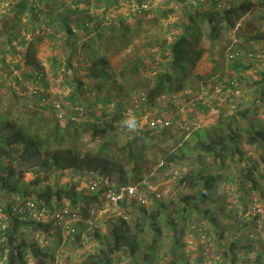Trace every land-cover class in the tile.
Listing matches in <instances>:
<instances>
[{"label":"trees","instance_id":"1","mask_svg":"<svg viewBox=\"0 0 264 264\" xmlns=\"http://www.w3.org/2000/svg\"><path fill=\"white\" fill-rule=\"evenodd\" d=\"M10 1L7 9L0 12V49L8 44L7 53L13 63L4 56L1 60L11 68L5 76H13L14 87L10 90L20 106H3L0 100V209L7 214L5 239L0 240V264H55L54 256L40 244V237L57 244H74L76 248L90 241L91 249L81 257L80 264H207L209 245L212 250L214 246L224 247L220 258L228 257L231 264H236L240 253L255 264H264V246L255 249L253 241L258 239L248 234L252 223L243 217L246 204L234 210V203L225 192L222 194L233 181L243 200L251 191H257L264 200V185L257 181L258 177L264 180V127L250 119L261 109L259 117L264 118V69L255 74V79L246 75L257 61L264 60V0H158L161 18L166 22L176 15L178 5L173 3L182 5L180 14L174 17L178 19L172 24L173 36L153 44L159 48L158 59L142 54L118 71L110 65L109 58L120 54L134 34L137 36L136 25L147 11V0H130L138 3L137 9H129L133 27L115 10L118 0ZM250 17L263 27L254 25ZM222 25L233 31L239 44L222 45ZM14 29L16 34L11 33ZM215 44L221 61L219 55H212L210 46ZM43 45L60 47L66 56H55L54 67L52 63L49 68L43 67L39 58ZM78 51L87 58H81L83 62L78 61L75 67ZM206 52L212 68L210 74L202 75L194 68ZM225 61L233 64L229 75ZM60 67L65 72H76L64 98L62 92L56 96L50 92L51 87L60 85L52 82ZM147 70L152 77L144 74ZM122 80L127 81L130 97L123 96L126 87ZM222 81L227 99L218 104L217 117L211 124L189 130L181 121L176 129L181 135L178 138L171 126H128V108L139 115L153 109L167 95L188 101L202 95L194 107L205 95L216 94ZM20 82L28 83L30 89L19 90ZM93 82L99 94L108 88L107 84L118 85L116 93L111 91L97 99L105 105L113 102L115 107L85 123L79 122L84 112L91 115L96 106L83 103L84 94L93 93L87 87ZM243 84L252 94L247 104L240 96ZM132 94L144 96V101L136 104ZM54 100H61L62 118L58 117ZM75 107H81L82 112L73 114ZM119 131L131 138L124 145L114 141ZM99 134L104 139L96 146L84 145L82 138L95 141ZM165 135L172 140L153 154L155 161L151 165L145 151L157 147ZM136 139L142 142L139 149L134 147ZM233 162L236 167L229 175ZM178 166L185 168L183 173L173 169ZM67 172L79 179L96 175L101 182L93 191L88 187L77 190L74 181L59 185L58 180ZM162 172H169L168 180L175 182L180 194L161 200V184H154V189L148 187V181L156 175L159 178ZM27 174L32 177L28 179ZM109 183L117 188L135 186L144 194L146 203L122 200L117 212L112 213L111 208L96 216L105 207L104 193ZM12 196L42 203L50 213L66 211L67 218L76 219L74 231L52 220L40 223L14 213L9 202ZM223 216L229 221L224 223ZM52 229H56V238ZM238 230L250 243L239 241ZM188 234L196 239L195 247L186 254L178 253ZM160 251L170 256L168 261L160 262ZM192 252L196 256L192 257ZM253 252L255 256L250 257ZM209 263L213 264L212 260Z\"/></svg>","mask_w":264,"mask_h":264},{"label":"rangeland","instance_id":"2","mask_svg":"<svg viewBox=\"0 0 264 264\" xmlns=\"http://www.w3.org/2000/svg\"><path fill=\"white\" fill-rule=\"evenodd\" d=\"M67 2L70 0H66ZM148 1V5H147V11L146 13L141 16V20L140 23L137 24V28H138V33L137 36L134 34V37L132 38V40L130 41L129 45L124 47L123 50L121 51L120 54H118L117 56H110V65H112L113 68H115L117 71L122 69L126 64H128L133 58L137 57V58H141L143 57L142 54H144V56L147 57H153L158 59V53H159V48L158 46H154L153 44H157L158 42H160L162 39H166V38H171L173 36V26L172 24L175 23V21L178 19L174 18L177 17L178 14H180L181 12V8L182 5L178 2L173 3L174 5H178L177 9L175 10V16L173 18H171V22H166L163 21V19L161 18V8H159V5L157 4L158 0H147ZM0 2H4L7 3L8 6L11 3L10 0H0ZM119 4H116L115 10L117 11V13H121L123 15V17L125 18V20L131 24V26H134V20L131 19L130 16V8L132 10H135L138 8V3L136 2H131L130 0H118ZM82 8V7H81ZM5 10V9H4ZM104 11V10H103ZM109 12V10H108ZM145 12V11H144ZM112 12H109V14ZM173 16V15H172ZM175 20V21H174ZM174 21V22H173ZM249 21H251L252 23H254V25H259L261 27V25L259 24V22L255 21V18L250 17ZM137 23V22H136ZM170 23V25L168 24ZM263 27V26H262ZM261 27V28H262ZM221 31L223 33V41H222V45L223 46H230V45H237L239 44V40H237L234 37L233 31H229V27L227 25H222L221 27ZM11 33H15L16 31L15 29L11 31ZM23 33V31H22ZM104 37H107V35H105ZM208 42V45H210L209 40H206ZM16 42V41H15ZM17 43V42H16ZM255 47H258L257 44H254ZM152 47L150 50L149 48ZM211 47V52L212 55H219L220 57V51L218 50V45H214L213 47ZM8 44H4L3 46H1L0 49V100L2 102V105H18L20 106L15 99L13 98V94L11 93L10 88L14 87V82H13V76L10 77H6L5 75L8 74V72L11 70V68H9L7 65H5L3 63V61L1 60V58L4 56L6 59H8L7 61H12L13 59H9L7 51H8ZM261 52H263L261 50ZM2 53H6V54H2ZM40 55L42 57H44L42 59V62H44L46 64V66L49 68L51 67V63H52V59L53 57H57V59L64 57V55L66 56V54H64L63 50L60 47H56L53 48L51 46H45L43 45L42 48L40 49ZM78 57L74 59V66L77 67L78 65V61L81 60V63L83 62L81 58H87V56H82V54H80V52L78 51ZM228 54V52L226 51L225 55ZM264 59V58H263ZM219 60H223V58H219ZM224 60L225 57H224ZM13 63V62H11ZM80 63V64H81ZM226 64V75H229L230 71H232V63L229 62L227 63L225 61ZM52 66L54 67V63H52ZM63 67V66H62ZM60 67L59 71L56 72V74L58 76H56V78L54 77L52 79V82L55 81L56 83H60L59 87L53 86L50 89V92H52V94L54 96H56L57 93H61L62 92V97L64 98V96L66 95V93L71 89V84L72 83V79L74 77H76V72H65L63 71V68ZM86 66H84L85 68ZM264 60H262V62L257 61L255 63V65L248 70V74L246 73L247 76H249V78H253L255 79V74L260 71L263 70L264 68ZM211 68H212V63L209 59V54L203 53L199 59V61L197 62V66H195V72H199L202 75H208L211 73ZM55 69V68H54ZM218 72V71H217ZM220 73V72H218ZM144 74L147 75V77H152V72L150 70L144 71ZM16 75H18V72H16ZM65 79H68V81H65ZM85 83H88L87 79H84ZM224 81V80H223ZM220 82V84L218 85V92L216 94H212V95H205L203 97V100L200 104H196L193 107V102L188 103L187 106L184 105L183 109L185 111V113L181 114L178 107H180V103L178 102V96L171 94L170 96H164L163 98H160L157 102L156 105L153 107L152 112H156L157 114H162V113H166V110H169L167 115H171L175 118V124L174 126L170 127L172 129V133H176V129L178 128L179 124L181 121L182 126L184 129H189L192 130L195 127L198 126H204L206 124H211L217 117V112H216V108L219 107L218 104H224L227 96H226V92L224 89V82ZM119 82H121L119 80ZM122 83L125 85L126 89H125V93L123 94L124 97H130L131 95V91L129 90V86L127 85V81L122 80ZM120 83V84H122ZM16 84V83H15ZM53 85V84H52ZM57 85V84H54ZM18 89L21 90L22 88L24 89H30L28 88V83H24L20 82ZM95 83L93 82L90 85H87V87H91V89L93 90L92 94H84V96L86 97V100L84 99L85 104H91L93 105V103H96V106H93V113H91V115L89 113L84 112L81 116H80V120L79 122H83L85 123L86 121L90 120L91 118H93L94 115H99L100 112H104V111H109L110 109H112V107H115V104L113 102H110L109 105H105L103 103V101L98 102V97L101 98V96L109 94L111 91L116 93L117 92V87L118 85L115 83H110L107 84L108 88H104L103 90H101L100 92L102 93H98L95 89H94ZM245 87V88H244ZM59 88V91H57V89ZM130 91V94H128ZM19 91H16L17 95H18ZM188 91H186L187 93ZM20 93V92H19ZM127 95V96H126ZM136 95V94H134ZM134 95L132 94L131 98L134 97ZM187 96H190L189 94H187ZM240 96L241 99L243 98V103H248V101H251L252 98V94L249 93V89L246 88V86L243 84L242 87V92H240ZM202 95H199L198 97H194L193 101H196L197 99H201ZM197 98V99H196ZM112 100V99H111ZM217 102V103H216ZM216 103V104H215ZM175 104V105H174ZM84 105V104H83ZM65 106H67V102L65 104ZM17 107V106H16ZM177 109V110H175ZM190 109H194L193 111H190ZM218 110V109H217ZM73 111V109H72ZM262 111V109L260 110ZM259 111V113H260ZM259 113L256 114L255 116H251L250 119L254 120L256 124L262 125L264 127V118H260L259 117ZM64 123V122H63ZM184 124V125H183ZM170 129V130H171ZM177 138L179 136H181L180 134H177ZM88 137V135L86 136ZM166 135L163 137L165 140L161 141L158 143L157 147L151 148V149H147L145 151V155L147 156V158L151 159V165L153 163V161H155V158H153V154L157 152L158 149L163 148L166 144H169L172 140V138H165ZM162 138V139H163ZM84 139L87 140L88 138L85 139L82 138V140ZM104 139V136L99 134L97 137V140L95 141H83L84 145H86L88 148H93L94 146L97 145L98 142H101ZM131 138H128L127 134L124 133L123 131H119L117 133V135L114 137V141L117 142V144L119 145H124L126 143L127 140H130ZM142 145L141 139H136L135 140V144L134 147L136 149H139V147ZM5 164H9L8 162H5ZM153 167V166H152ZM236 167V163L233 162L231 163V170L229 175L233 174L232 171L234 170V168ZM155 167L152 168L153 172L155 174H159L158 170H154ZM173 169H177L179 171V173H183L184 169L181 166L178 167H174ZM171 170V168L169 169ZM168 170V171H169ZM158 172V173H157ZM168 173L169 172H162L160 174L159 178H163L164 180H162L161 182H159V178L156 175L155 178H152L151 181H148V184H151L152 189L155 188L156 183H160V189L159 190V198L161 200H166V197H175L176 195L180 194V190L177 189V186L175 184V182H171L168 180ZM26 177L28 179H30L32 177V175L27 174ZM59 185H63L66 183H69L70 181H74L76 182L78 185L76 186L77 190H84L85 188H87V178L86 177H82V178H78L77 175H71L69 172L65 173L63 177H61L59 180ZM257 181L259 182V185L263 186L264 185V180L261 177H258ZM52 182V181H51ZM50 182V183H51ZM153 183V184H152ZM233 181L232 183H228V185L225 187L224 191L222 192V194H224V192L226 193V198H228V200L232 201V208L235 210V208H238V210H241V206L244 205V200H247V197H245V199L243 200V196L242 193L240 191V189H236L235 188V184ZM249 189V187H246ZM227 191V192H226ZM229 191V192H228ZM250 191V190H249ZM256 196L259 198L260 200V195L259 193H257V191H251V194L247 195V196ZM262 203H264V200L261 199L260 200ZM239 212V211H238ZM227 214H230L231 211L230 210H226ZM233 213V212H232ZM221 220L226 223L229 221V218L227 216H223L221 217ZM188 232V231H187ZM243 231L238 230L237 231V235L240 237V242L241 243H250L251 240L249 241H245V239L242 238V236L240 234H242ZM56 236V235H55ZM63 236H65V233H63ZM56 238V237H55ZM256 238V237H254ZM258 240H254V244L253 246L255 247V249H261L262 246H264V240L257 238ZM184 241V247H181L180 250H178V253L181 254H186L188 253L190 250H192L191 247H195V243H196V239H193V237L191 235H186L185 238L183 239ZM258 241V242H257ZM167 243V240L165 242V244ZM164 244V245H165ZM45 248L49 250V253H51V255L54 256L55 259V264H80V259L82 256L86 255L89 253L90 249H91V244L89 241V244H86L82 247L76 248V246L74 244H66L62 243V244H57L54 241H52L51 239H49V241L44 244ZM208 247H210V251L208 250L206 253V261L207 264L209 263V260H212L213 264H231L230 263V259L227 257L226 259L220 258V256L223 254L224 252V247L222 248H218L217 246H214V250H212L213 248L209 245ZM205 249V248H204ZM205 251V250H204ZM258 251V250H256ZM192 254L191 256L194 257L196 256V253ZM256 252L251 253L250 257L255 256ZM159 255L161 257V261L163 262L168 261L170 256H165L163 255V251L159 252ZM239 257L236 260V264H255L254 261H250L249 259L247 260L248 257H245L242 253H240L238 255ZM204 259V258H203ZM203 259L201 261H203ZM251 259V258H250ZM220 260V263H218V261ZM202 264V263H200Z\"/></svg>","mask_w":264,"mask_h":264},{"label":"built area","instance_id":"3","mask_svg":"<svg viewBox=\"0 0 264 264\" xmlns=\"http://www.w3.org/2000/svg\"><path fill=\"white\" fill-rule=\"evenodd\" d=\"M254 1V0H252ZM8 4L4 2H0V12H2L4 9H7ZM144 8L146 6H143ZM44 26L42 27V29ZM38 32V31H37ZM144 96H134L132 97V101L136 104L140 101H144ZM178 102L181 104L180 107H178L181 114L185 113L183 106L193 101L194 98H191L189 101L186 98L178 97ZM201 98V97H199ZM197 99V98H196ZM202 99V98H201ZM49 100H46L47 102ZM53 104L58 111V117L62 118L63 112L60 110L61 107V100H54ZM175 105V104H174ZM194 105V104H193ZM81 107H75L74 112L75 113H81L82 112ZM177 110V109H175ZM166 113L157 114L156 112H152L151 110H143L138 115L134 112L133 108L127 109V120L134 123V128H144L145 126H148L150 128L155 127H169L174 126L175 124V118L171 115H167L169 110L165 111ZM72 119H75V116H72ZM87 186L91 191L96 190L98 184L101 182L100 178L96 175H87ZM107 184V183H106ZM109 188L104 193L105 197V207L98 210L96 212V216H101L105 212L109 211L111 208V212L115 213L118 211L117 204L122 200H136L139 203H146V198L144 194L136 189L135 186H120L117 188L114 183H109ZM251 194V193H250ZM249 194V195H250ZM261 200V199H260ZM256 196H247V200H245L246 204V211L243 214V217L245 219L251 220V228L248 231V234H250V237H256L264 240V203H262ZM10 204H12V210L13 212L17 213L20 216H23L27 219H32L35 222H46L47 220H52L55 225L61 226L63 228H66L70 230L71 232L74 231L73 222L76 221L75 218H67L66 211L64 210H56L53 213H50L48 209L45 208L42 203H36L35 201H23L18 196H12L9 199ZM110 205H113L111 207ZM243 206H241L242 208ZM94 214V212H93ZM7 228V214L0 209V240L5 239L4 231ZM53 238L56 236V229H52L51 231ZM39 242L41 245L47 243V240H44L42 237L39 238Z\"/></svg>","mask_w":264,"mask_h":264},{"label":"crops","instance_id":"4","mask_svg":"<svg viewBox=\"0 0 264 264\" xmlns=\"http://www.w3.org/2000/svg\"><path fill=\"white\" fill-rule=\"evenodd\" d=\"M45 46H47V45H45ZM1 54V53H0ZM9 57V56H8ZM39 58H40V61H41V64L43 65V67H46V64L44 63V62H42V59L44 58V57H42L41 55H40V53H39ZM10 59V58H9ZM8 60V59H7ZM109 61H110V58H109ZM16 73V72H15ZM20 84V83H19ZM24 84V83H23ZM14 86V85H13Z\"/></svg>","mask_w":264,"mask_h":264},{"label":"clouds","instance_id":"5","mask_svg":"<svg viewBox=\"0 0 264 264\" xmlns=\"http://www.w3.org/2000/svg\"><path fill=\"white\" fill-rule=\"evenodd\" d=\"M128 123V126L131 128V127H134V123L132 122H127Z\"/></svg>","mask_w":264,"mask_h":264}]
</instances>
